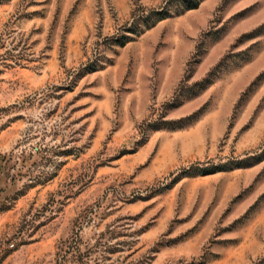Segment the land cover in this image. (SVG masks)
Listing matches in <instances>:
<instances>
[{
    "label": "rangeland",
    "instance_id": "rangeland-1",
    "mask_svg": "<svg viewBox=\"0 0 264 264\" xmlns=\"http://www.w3.org/2000/svg\"><path fill=\"white\" fill-rule=\"evenodd\" d=\"M178 4L0 0V264H264V0Z\"/></svg>",
    "mask_w": 264,
    "mask_h": 264
},
{
    "label": "trees",
    "instance_id": "trees-1",
    "mask_svg": "<svg viewBox=\"0 0 264 264\" xmlns=\"http://www.w3.org/2000/svg\"><path fill=\"white\" fill-rule=\"evenodd\" d=\"M201 0H180V4H178L179 6H182V9H189V8H193V7H197L200 4ZM172 14L171 8L170 6L167 7L166 9L163 10H154L153 12H151L149 17H152L151 15H153V17L151 18V20L149 22H147V26L153 24L157 19H161L163 17H167L170 16ZM128 38H122L120 40V43H124L125 41H127ZM210 82H212V75L211 73H209V75L207 77H205L200 83L203 84V86H207Z\"/></svg>",
    "mask_w": 264,
    "mask_h": 264
}]
</instances>
